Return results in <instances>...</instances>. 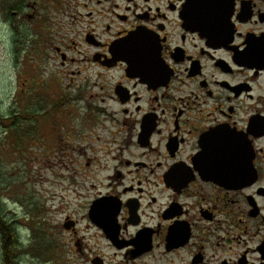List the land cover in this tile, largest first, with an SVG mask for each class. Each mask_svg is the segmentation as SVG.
I'll return each instance as SVG.
<instances>
[{
    "label": "flooded vegetation",
    "instance_id": "flooded-vegetation-1",
    "mask_svg": "<svg viewBox=\"0 0 264 264\" xmlns=\"http://www.w3.org/2000/svg\"><path fill=\"white\" fill-rule=\"evenodd\" d=\"M0 23L76 124L63 264H264V0H0Z\"/></svg>",
    "mask_w": 264,
    "mask_h": 264
},
{
    "label": "rangeland",
    "instance_id": "rangeland-1",
    "mask_svg": "<svg viewBox=\"0 0 264 264\" xmlns=\"http://www.w3.org/2000/svg\"><path fill=\"white\" fill-rule=\"evenodd\" d=\"M2 34L0 23V208L17 228L20 264H63V219L77 210L78 195L76 165L63 161L62 146L76 124L63 135V86L46 84L43 102L32 97L40 95L27 82L33 64L14 55ZM47 66L44 81L60 64Z\"/></svg>",
    "mask_w": 264,
    "mask_h": 264
},
{
    "label": "trees",
    "instance_id": "trees-1",
    "mask_svg": "<svg viewBox=\"0 0 264 264\" xmlns=\"http://www.w3.org/2000/svg\"><path fill=\"white\" fill-rule=\"evenodd\" d=\"M0 237L1 243V258L2 264H20L21 252L23 246L20 242V237L17 228L14 224L5 218L3 211L0 208Z\"/></svg>",
    "mask_w": 264,
    "mask_h": 264
}]
</instances>
